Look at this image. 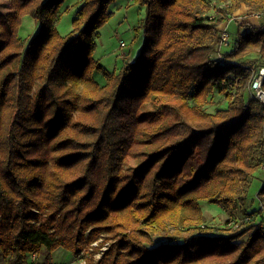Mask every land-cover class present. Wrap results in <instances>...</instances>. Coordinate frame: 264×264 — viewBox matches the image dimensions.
I'll return each instance as SVG.
<instances>
[{"label":"trees","instance_id":"obj_1","mask_svg":"<svg viewBox=\"0 0 264 264\" xmlns=\"http://www.w3.org/2000/svg\"><path fill=\"white\" fill-rule=\"evenodd\" d=\"M10 1L0 13V260L54 264L59 248L77 255L103 238L108 248L99 259L84 251L86 264H264L263 223L210 226L201 206L249 215L264 166V103L243 61L258 53L264 66V23H239L232 49L220 47V25L242 4L261 16L264 0H135L144 41L118 72L93 57L115 0H84L66 35L56 27L65 0ZM29 16L38 30L23 35ZM217 91L226 105L209 112ZM257 196L264 203V183Z\"/></svg>","mask_w":264,"mask_h":264},{"label":"rangeland","instance_id":"obj_2","mask_svg":"<svg viewBox=\"0 0 264 264\" xmlns=\"http://www.w3.org/2000/svg\"><path fill=\"white\" fill-rule=\"evenodd\" d=\"M70 2L72 1L65 0L60 8L62 16L56 27L61 35L69 34L73 30V21L75 17L78 16L79 10L84 0H75L72 4ZM13 7V3L10 0H0V13L10 11L13 9ZM109 10L112 12L109 20L95 31L94 40L96 42V45L93 52V57L96 60H99V62L104 65V67H106V69H108L109 71L118 72L124 66V62L119 57V52L117 50L120 49V51H122L124 47L130 45L131 53H134V55L136 56L140 53V40L144 34V30L142 29L141 25L146 15V8L145 6L140 7V5L136 4V2L128 5L125 0H115L110 4ZM35 26L38 30V24L34 21L33 17H25V22L22 26V34L24 35L26 33L28 35V33H31ZM230 32L233 38V44L231 46H224L222 48L223 53L230 51L232 49V46L234 45L235 35H233L234 32L232 33L231 30ZM119 37L125 40V42L127 43L126 46L120 45L119 47ZM218 56L220 57L219 53ZM243 61L248 65H255L257 67H260L263 60L258 53H253ZM258 70L259 69L255 68L253 75L254 77L257 76ZM96 73V79L101 84H104L105 76L101 72ZM248 87L250 90V84ZM218 93L220 92H215V95L213 96V98H211L212 101L205 106V109L207 111L214 112L216 109L222 108L226 105L225 96ZM263 183L264 166L255 173V178L252 184L247 204V209L249 211V215L247 216L240 211L234 218H230L219 204L209 203L206 200H201V206L208 218L207 224L210 226H227L233 228L242 222H247L248 224H264V203L261 202L257 196L258 190L263 185ZM215 232L213 233L215 234ZM248 235L249 233L244 235L242 239L246 240ZM175 236L176 234L174 235L173 233L153 236L154 244L149 245L156 246L165 242H173L175 241V239L173 238ZM102 239L103 238L96 239L83 248L88 257L91 256L95 259H99L101 257V250L104 247V250H106L109 244L108 242L100 245ZM81 253L79 252L77 255H75L76 252H71L63 248H59L53 254V262L54 264H86L88 261L85 260V255ZM47 262L48 261L47 259H45V255H38L35 264H46ZM0 264H6V262L1 259Z\"/></svg>","mask_w":264,"mask_h":264},{"label":"crops","instance_id":"obj_3","mask_svg":"<svg viewBox=\"0 0 264 264\" xmlns=\"http://www.w3.org/2000/svg\"><path fill=\"white\" fill-rule=\"evenodd\" d=\"M72 2H70L71 4L75 1V0H71ZM127 2L128 5H131L132 3H135V0H125ZM141 7V5H140ZM216 11L217 10H212L210 12V15H216ZM235 21H231L228 22L227 20L225 22H223L220 25V28H228L229 30L232 31V33L236 32L238 27H239V23H248L252 26H260L264 23V14H262L261 16L254 12L253 10H251L248 6H246L245 4H242L239 9L237 11H235ZM245 28H241V30H243ZM120 38V37H119ZM119 40H124V39H119ZM125 41V40H124ZM144 41V34L140 40V47L142 46ZM126 43V42H125ZM127 44V43H126ZM126 46V45H125ZM119 47H120V41H119ZM118 47V49H119ZM139 47V51L141 50ZM119 53V57L123 60L124 64L126 62L129 61H134L136 59V55H134V53H131V46L127 45L126 47H124V49L122 51L117 50ZM104 66V65H103Z\"/></svg>","mask_w":264,"mask_h":264},{"label":"built area","instance_id":"obj_4","mask_svg":"<svg viewBox=\"0 0 264 264\" xmlns=\"http://www.w3.org/2000/svg\"><path fill=\"white\" fill-rule=\"evenodd\" d=\"M259 14V13H258ZM228 22L231 21H235V16H231L230 18L227 19ZM232 35L231 32L228 28H222L221 29V33H220V47L223 48L224 46H231L233 44L232 41ZM120 45L121 46H125L126 43L124 40H120ZM220 57L223 58L222 56H224L222 53H219ZM255 68V66H253ZM253 68V70H255ZM257 72V76H253L251 83H250V92L252 97H254L257 100H260L261 102H264V88L262 87V83L264 80V66H260ZM105 249V247L103 248ZM82 251V253H81ZM80 253L84 254V250H81ZM37 254H33L32 256V263L31 264H35L36 258H37Z\"/></svg>","mask_w":264,"mask_h":264}]
</instances>
